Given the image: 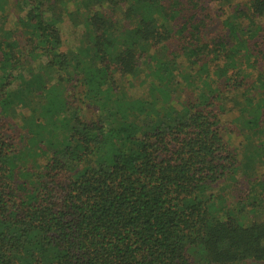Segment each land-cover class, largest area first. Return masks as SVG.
I'll return each mask as SVG.
<instances>
[{
    "label": "trees",
    "instance_id": "1",
    "mask_svg": "<svg viewBox=\"0 0 264 264\" xmlns=\"http://www.w3.org/2000/svg\"><path fill=\"white\" fill-rule=\"evenodd\" d=\"M11 12L0 264H264V143L228 139L264 133V0H0Z\"/></svg>",
    "mask_w": 264,
    "mask_h": 264
},
{
    "label": "rangeland",
    "instance_id": "2",
    "mask_svg": "<svg viewBox=\"0 0 264 264\" xmlns=\"http://www.w3.org/2000/svg\"><path fill=\"white\" fill-rule=\"evenodd\" d=\"M12 17V12L9 13L6 17V19L8 20H3L1 21L0 20V26L2 28H6V29H17L18 27V23L17 22H13L12 20H10ZM17 23V24H16ZM64 31H65V34H64V38H65V47L66 49L68 50L69 48L71 49H76L79 47V44H80V31H76L72 24L70 23V21H66L64 23ZM12 26V27H11ZM14 27V28H13ZM17 35V34H16ZM259 68V67H258ZM262 69V68H259V70ZM257 72V71H254V73ZM122 84V83H121ZM136 85H137V88H136ZM127 86V82L123 85L124 89L126 88ZM133 89L139 93V92H142L143 93V88L137 84V82H135V86H133ZM18 103H20L21 106H24V105H27L30 101H29V95H27V97L25 96H20V98L18 99ZM245 104V98H244V94H241L240 92L236 93V105H237V108H238V111H239V107L241 106H244ZM234 114V113H233ZM235 115V114H234ZM236 116V115H235ZM239 118V121L238 123L240 124L239 127H242V121L241 118L239 116V112H238V115H237ZM262 128L264 129V125L262 126ZM261 130V132H264V130ZM242 132V131H241ZM246 133L248 131H243V133ZM243 133H240L239 135H237L235 132L234 133H228V139L229 141H231L234 146H239V149L244 153L247 149V147H253L252 146V143H254L255 145L259 146L261 143H264V133H260V132H257L256 134H252L249 133L248 135H251V137L248 139H246V137L244 136ZM236 146V147H237ZM259 163L260 161H258L256 164H255V167H258L259 166ZM250 166H253V164H251ZM249 171H252L253 170V167H250L248 169Z\"/></svg>",
    "mask_w": 264,
    "mask_h": 264
}]
</instances>
